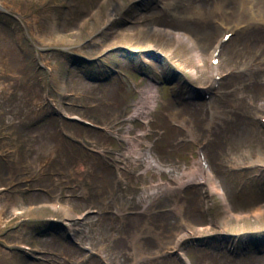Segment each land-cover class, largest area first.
Segmentation results:
<instances>
[{
	"label": "rangeland",
	"instance_id": "rangeland-1",
	"mask_svg": "<svg viewBox=\"0 0 264 264\" xmlns=\"http://www.w3.org/2000/svg\"><path fill=\"white\" fill-rule=\"evenodd\" d=\"M128 2L0 0V264H99L92 252L102 246L104 264H137L115 252L128 247L130 235H122L131 229L113 224L117 195L129 203L123 210L140 209L166 240L179 233L180 219L202 225V236L212 234L213 218L223 215L218 184H210L216 186L211 193L191 184L201 175L197 148L206 136L204 151L211 174L225 184L230 218L255 208L256 194L229 174L227 163L243 161L251 144L261 146L264 126L254 115L264 113V52L249 73H232L214 90L203 85L211 84L206 61L198 67L177 34L151 26L143 34L138 26H173L208 46L219 25L248 30L224 49L221 65L230 68L239 64L235 44L248 52L264 44V6L244 11L248 25L224 15L232 0H184L174 16L165 4ZM220 3L224 12L215 7ZM144 95L150 98L139 103ZM135 103L142 108L138 117H132ZM89 119L98 128L78 122ZM150 181L169 193L138 197ZM74 217L82 220L71 223ZM255 225L264 226V217ZM73 226L82 227L80 247L63 228ZM252 229L240 225L235 233ZM203 239L196 232L182 237L189 261L232 264L210 249L217 238ZM175 254L142 264H182ZM253 262L264 264V254Z\"/></svg>",
	"mask_w": 264,
	"mask_h": 264
},
{
	"label": "bare ground",
	"instance_id": "bare-ground-1",
	"mask_svg": "<svg viewBox=\"0 0 264 264\" xmlns=\"http://www.w3.org/2000/svg\"><path fill=\"white\" fill-rule=\"evenodd\" d=\"M232 8L229 12H224L223 11V4L220 3V4H216V9L217 10H220L221 12H224V15L227 17V18H231L233 16H237V19H238V22H242V23H245V24H250L249 21H247V19H251V18H247L246 17V13L244 12L247 8H249V6H255L256 5V0H232ZM264 5V4H263ZM259 20L262 21L261 23H264V15L260 16L259 17ZM264 25V24H263ZM218 32H219V36L221 34H223L224 32L227 31V29L225 30L224 27H221V25H219L218 27ZM223 32V33H222ZM202 46H205L204 48H208L209 46L208 45H204V44H201ZM247 50V49H246ZM245 50V51H246ZM251 50V49H250ZM256 52H259V54H261L262 52H264V44L258 48L255 49ZM248 52V51H247ZM237 55V54H236ZM238 57V62L240 61V57L237 55ZM255 61V60H254Z\"/></svg>",
	"mask_w": 264,
	"mask_h": 264
}]
</instances>
